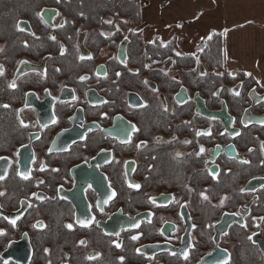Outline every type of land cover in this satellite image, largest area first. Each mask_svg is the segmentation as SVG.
I'll list each match as a JSON object with an SVG mask.
<instances>
[{"label": "flooded vegetation", "instance_id": "obj_1", "mask_svg": "<svg viewBox=\"0 0 264 264\" xmlns=\"http://www.w3.org/2000/svg\"><path fill=\"white\" fill-rule=\"evenodd\" d=\"M136 4L0 0V264H264V87Z\"/></svg>", "mask_w": 264, "mask_h": 264}, {"label": "crops", "instance_id": "obj_2", "mask_svg": "<svg viewBox=\"0 0 264 264\" xmlns=\"http://www.w3.org/2000/svg\"><path fill=\"white\" fill-rule=\"evenodd\" d=\"M186 1L190 8H174L175 10L169 6V2L173 4L174 1L165 0L156 3L160 5H155V10L150 17L158 32L165 36L163 31L166 27L176 28L184 25L196 28L200 13L205 14L207 8L212 7L216 2L219 6V15L204 18V23L210 24L211 36L216 34L221 37L226 67L251 76L264 87V0ZM209 1H212L211 5ZM196 5L198 6L195 7ZM225 30H227L226 34H224ZM195 38V36H189L188 47L192 50H197L204 45L200 41H195ZM175 41L179 42L178 35ZM178 49H180L179 45Z\"/></svg>", "mask_w": 264, "mask_h": 264}, {"label": "rangeland", "instance_id": "obj_3", "mask_svg": "<svg viewBox=\"0 0 264 264\" xmlns=\"http://www.w3.org/2000/svg\"><path fill=\"white\" fill-rule=\"evenodd\" d=\"M165 0H141L142 6H143V10L146 13L145 17H150V15L153 14L155 8V5H160V4H156L159 2H164ZM169 1H174L173 4L169 2V6L176 8V9H180V8H190L187 4L186 0H169ZM212 4V1H209V5ZM198 5H196L195 7H197ZM208 10L204 12H201L200 10V20L198 21V24H196V28H193L195 26H178L173 30V33H176L179 37V42L178 45L180 47V49L182 50L181 52L184 53H192L195 54V56H197V51L195 49H191L188 47V42H189V36H195V41H200L201 43L205 44L207 43L206 40L211 36L212 33L209 32V27L210 24H205L204 23V18L210 17H214L216 15H219V6L216 2H214L213 6L210 8H207ZM175 10V9H174ZM154 24V23H152ZM194 44V42L192 43V45ZM221 45V44H220ZM219 45V46H220ZM223 49V47H222ZM200 57H195L194 58V63L191 64V62L189 63L192 68H227L226 67V61H225V55L224 53H222V55H220V59H210L211 57H207L205 55V53ZM177 61L178 60H184V59H180L179 57L176 56ZM171 61H174L172 58H170L168 60V62L172 63ZM192 62H193V58H192ZM165 64H169V63H164ZM218 65V66H216ZM177 68V67H176Z\"/></svg>", "mask_w": 264, "mask_h": 264}, {"label": "trees", "instance_id": "obj_4", "mask_svg": "<svg viewBox=\"0 0 264 264\" xmlns=\"http://www.w3.org/2000/svg\"><path fill=\"white\" fill-rule=\"evenodd\" d=\"M82 1L85 2V6L89 10V14L92 18L99 17L100 11H105L106 9L114 8V6H116L117 8H120L121 10L124 11L123 15H125L126 17L137 18L141 20V17L137 15L138 11H140V6L136 4V2H141V0H82ZM114 1L116 2L114 3ZM27 7L28 6H26V8ZM199 50H201L203 54L205 53L207 57H211L210 58L211 60L218 59L220 55H222L223 53L221 37L216 34L211 36V38L208 39L207 43L199 47ZM192 58L193 57H190L189 62L185 61L184 67L189 66L190 68H192V66L189 64L190 62L191 64L195 62L194 58L192 62Z\"/></svg>", "mask_w": 264, "mask_h": 264}, {"label": "snow or ice", "instance_id": "obj_5", "mask_svg": "<svg viewBox=\"0 0 264 264\" xmlns=\"http://www.w3.org/2000/svg\"><path fill=\"white\" fill-rule=\"evenodd\" d=\"M226 32H227V30H225V33L224 34H226ZM53 39H54V37H53ZM0 74H3V68H2V66H0ZM87 77H81V79L83 80V79H86ZM12 87H15V83H13L12 85H11ZM6 107V106H5ZM186 143H187V141H186ZM201 151H203V148L201 149ZM250 151H251V149H250ZM177 155H179V153L177 154ZM5 177L3 176V175H0V180H3ZM135 187H139V185H135ZM244 189H241V191H243ZM115 192H113L112 193V196H115ZM0 195H4V193L3 192H0ZM109 199H111V197H109ZM226 199V198H225ZM105 203H107V200L105 201ZM221 203H223V200L221 201ZM13 224L15 223V221H13L12 222ZM81 223H90V221H87V222H84V221H82ZM134 227H138V225H133ZM68 227L69 228H71L72 227V225H68ZM0 234H4V231L3 230H0ZM116 235H119V233H115ZM132 239H137V237H132ZM249 239H251V237H249ZM81 243H84L83 241H81ZM119 246V245H118ZM139 251V250H138ZM121 260H123L124 258L123 257H121L120 258Z\"/></svg>", "mask_w": 264, "mask_h": 264}]
</instances>
